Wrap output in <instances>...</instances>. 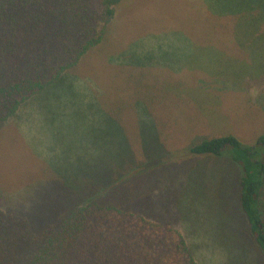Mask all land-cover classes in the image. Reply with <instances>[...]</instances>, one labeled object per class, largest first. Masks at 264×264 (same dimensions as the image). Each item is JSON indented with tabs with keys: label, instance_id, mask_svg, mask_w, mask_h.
Segmentation results:
<instances>
[{
	"label": "rangeland",
	"instance_id": "374dc122",
	"mask_svg": "<svg viewBox=\"0 0 264 264\" xmlns=\"http://www.w3.org/2000/svg\"><path fill=\"white\" fill-rule=\"evenodd\" d=\"M240 7L123 0L103 41L0 124V205L44 211V193L65 183L82 200L129 176L120 156L142 157V139L157 134L162 164L151 173L170 178L182 198L173 216L199 264H264L239 204V163L184 153L202 137L232 132L252 143L264 132V23L255 26L264 15ZM104 171L109 180L91 179Z\"/></svg>",
	"mask_w": 264,
	"mask_h": 264
},
{
	"label": "trees",
	"instance_id": "16d2710c",
	"mask_svg": "<svg viewBox=\"0 0 264 264\" xmlns=\"http://www.w3.org/2000/svg\"><path fill=\"white\" fill-rule=\"evenodd\" d=\"M122 1L0 0V124L103 41ZM236 2L238 14L250 7L262 19L264 0H247L251 5L243 8L244 0ZM257 22L256 32L264 21ZM142 144V157L135 149L120 156L122 168L126 163L133 169L129 176L92 186L82 200L65 183L70 191L44 193V211L0 205V264H199L173 216L183 207L182 191L178 199L170 178L151 173L162 164L163 145L157 134ZM184 153L228 155L239 163V204L264 258V132L252 143L232 132L202 137ZM110 176L104 171L91 179L103 183ZM203 189L195 194L205 195ZM224 196L217 190L215 199L223 202Z\"/></svg>",
	"mask_w": 264,
	"mask_h": 264
}]
</instances>
